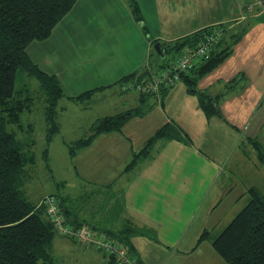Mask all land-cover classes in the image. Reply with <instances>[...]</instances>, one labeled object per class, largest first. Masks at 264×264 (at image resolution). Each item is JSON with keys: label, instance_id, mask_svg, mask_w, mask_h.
<instances>
[{"label": "crops", "instance_id": "1", "mask_svg": "<svg viewBox=\"0 0 264 264\" xmlns=\"http://www.w3.org/2000/svg\"><path fill=\"white\" fill-rule=\"evenodd\" d=\"M136 1L142 22L136 20L129 0H78L52 35L44 41L32 42L27 51L44 71L59 78L67 102H77L72 98L104 87L84 102L90 107L89 104L98 101L107 106L91 122L90 132L97 119L140 105V95L124 94L118 83L130 74L148 68L155 71L163 65L153 61L156 50L153 41L160 45L172 43L221 24H226L229 32L243 33L234 42L231 55L197 85L202 92L221 96L220 114L208 117L200 107L199 96L183 82L185 85L179 88L174 85L167 94L181 95L189 106H194L191 122L172 110L169 102L167 111L163 100L162 118L156 115L145 121L152 109L130 120L122 132L99 135L75 156H80L84 182L91 187H98L91 183L99 181L100 188H109L118 178L124 180L120 214L146 232L133 239L141 263L182 264L193 258L200 245L206 242L212 245L244 207L245 203L233 211L249 188L261 189L255 182H248L227 214L218 213L224 197L236 188L238 180L233 174L228 177V167L231 173L241 174H257L264 167L261 155L264 156V118L256 121L264 106V11L257 6L253 12L243 14L251 0ZM237 77L243 79L240 87L229 89V81ZM191 93L197 97L191 95L188 99ZM134 122L136 127L141 124L137 132L130 125ZM168 122L180 126L191 142L160 143L150 160L127 170L134 153ZM82 134L78 139L86 137L85 129ZM244 135H248L245 146L238 150V142ZM236 151L238 155L232 161ZM87 152L94 157L90 162L83 156ZM108 181L112 182L107 184ZM205 232L209 237L200 241ZM59 240L69 241L62 236ZM70 248L88 256L84 260L89 264H110L96 248ZM192 261L197 262L194 258Z\"/></svg>", "mask_w": 264, "mask_h": 264}, {"label": "trees", "instance_id": "2", "mask_svg": "<svg viewBox=\"0 0 264 264\" xmlns=\"http://www.w3.org/2000/svg\"><path fill=\"white\" fill-rule=\"evenodd\" d=\"M77 1L0 0V264H57L54 255L57 235L78 244L79 247L96 248L110 264H122L114 254L109 255L105 248L88 246L75 237L61 235L47 213L44 203L47 197H52L59 203L65 224L75 230L83 226L92 229L111 246L116 244L124 248L133 263L142 264L133 239L146 232L130 219L122 218V205L119 210L112 209L111 212L106 208V213L100 214V219L105 215L107 218L99 223L92 215H82L78 208L74 211V200L66 193L51 194L40 202H33L25 191L30 168L37 163L38 156L34 149L35 142L31 138L33 123L27 128L23 124V116L26 112L33 111L35 99L42 97L50 123V133L47 134V140L50 141L59 130L55 122L58 103L66 96L59 78L44 71L30 58L28 46L34 41L48 39L56 25L72 10ZM129 3L136 20L142 22L138 2L129 0ZM226 26H211L172 43L160 45L163 56L173 50L179 57L198 47L214 29L221 28L223 35L209 56L197 61L188 71L180 73L179 79L187 85L190 92L199 96L200 107L208 117L220 114L218 99L221 96L202 92L197 85L231 55L234 42L243 34L229 32ZM144 32L148 34L145 25ZM157 43V40L153 41L154 46ZM169 63L161 65L155 71L148 68L123 77L118 83L121 91L126 93L123 86L140 83ZM242 80L237 77L229 81V89L239 88ZM34 81L38 83L37 91L32 87ZM172 86L162 87L159 93L140 92L139 106L97 119L90 128L88 137L72 143L71 155H76L78 151L88 147L101 134L122 132L130 120L144 116L154 108L155 104L149 102L150 99L165 100ZM103 89L104 87L89 90L72 99L86 102L97 90ZM171 140L186 144L191 142L189 135L180 126L168 122L145 142L139 152L134 153L127 170L150 160L158 144ZM48 153L45 148L42 156L46 161ZM261 155L264 159L263 154ZM248 195L250 200L247 204L212 241L214 249L228 264H264V190L252 187L248 189ZM104 207L105 204L102 205ZM208 237L209 233L205 232L200 241Z\"/></svg>", "mask_w": 264, "mask_h": 264}, {"label": "rangeland", "instance_id": "3", "mask_svg": "<svg viewBox=\"0 0 264 264\" xmlns=\"http://www.w3.org/2000/svg\"><path fill=\"white\" fill-rule=\"evenodd\" d=\"M241 13H243V11ZM255 21L256 20H254V22ZM176 57L177 53L173 50H169L166 53V56H163L161 53H159L158 51L156 52L155 50L153 61L157 65L164 64L174 60ZM174 85V87L179 88L185 84L183 83V81L179 80ZM32 87L35 91H37L38 83L36 81L32 82ZM27 92L29 93L28 89ZM131 93H133L134 95L139 94L138 92ZM191 95H193V97H197L196 94L191 93L187 98L191 99ZM194 99L197 100V98ZM164 101L165 105H167V111L169 110V102L172 110L178 111L183 119H185L187 122H191L194 106H189L185 101V98L183 99L182 96L178 94H175L173 97H170V95L167 94ZM161 102V100H156L155 98L152 99L151 103H154L155 107L150 113L151 115L148 114L150 116L146 118L145 121L153 119L156 115H159L162 118ZM80 103L84 102H67L64 99H60L57 106V118L55 120L59 127V130L55 133L53 139H51L50 141L47 140V134L50 133V123L48 122L46 116V105L44 103V99L42 97L36 98L33 111L26 112L24 114L23 124L27 128H30V124L33 123V136H31V138L35 142L34 149L38 156L37 163L30 168L25 191L28 198L33 202H39L43 197L51 194L62 195L66 193L67 195H70L74 200L72 203L73 207L75 208L74 211H77L78 208V212L80 211L82 215H92L94 220H97L100 223L104 218H107V216L105 215L103 216V219H100V214H105L106 208H108V211L110 212L112 211V209H120V190L122 188L124 180H119L118 178V180L114 183V186L109 188H100L102 182L100 183L99 181L91 183L93 185H98V187H91L84 182V175L81 172V158L80 156L75 157L76 155H71L70 148L73 144L70 142L72 141V139H78L79 136H82V131L84 129L85 136L88 137L90 134V132L88 131V127L91 126V122L94 119L98 118V116H100V111H102V108L107 106L106 103L104 105L99 101L97 104L94 102L89 104L92 105L91 107L87 106L88 104H85L86 102L82 106ZM182 108H185L184 112L181 111ZM262 117L264 118V106L262 107L256 121L260 120ZM135 119L133 118V120ZM130 125H134L133 130L134 132H137L141 124L137 125L139 128L135 126V122ZM252 131L253 127L250 132ZM247 137L248 135H244V139H242V141L241 139L239 140L238 150L244 148L245 145L243 146V144L245 143ZM214 138L215 137H213L212 141H215ZM45 148H47L49 152L47 161L44 160L42 156ZM237 155L238 152L236 151L232 161L235 160ZM83 156H85V158L89 162L94 159L93 155H91L89 152L83 154ZM107 170H109V167L107 168ZM232 174L236 178H238L236 188L228 191V196L224 197V201L218 212L220 214H227L226 211H229L230 208L234 205L238 197L244 191V185H246L248 182H255L256 184H258L261 190H264V167L257 174H253L251 172H245L242 174L231 173L230 167H228V177H231ZM110 182L112 181H108L107 184ZM109 199H111L110 202ZM248 200H250L249 195L245 198H242V200H239L238 203H236V205L234 206L233 211L235 209H240L244 205V203L247 204ZM103 204H105L104 208H102ZM62 243L66 244L67 247H64ZM76 246H78V244L71 241L60 242L59 235H57L54 247V255L57 264H89L88 262H86L88 256L82 254L81 252H74L73 250H71L70 247L75 248ZM84 257H86V260H84ZM192 257L197 262L192 261L193 258H189L188 262L182 261V264H228L214 249L213 245L210 246V242H206L205 244L200 245V247ZM93 264L97 263L95 262Z\"/></svg>", "mask_w": 264, "mask_h": 264}, {"label": "built area", "instance_id": "4", "mask_svg": "<svg viewBox=\"0 0 264 264\" xmlns=\"http://www.w3.org/2000/svg\"><path fill=\"white\" fill-rule=\"evenodd\" d=\"M257 6L262 7L264 11V0H251V3L247 5V11H244L243 14L246 12H253ZM222 35L223 31L221 28L214 29L212 33L206 36L204 41L198 47L186 51L176 59L170 61L168 65L158 70V72L154 73L151 77L145 78L142 82L129 83L123 86V90L126 93H159L162 87H170L174 85L179 81L180 73L188 71L197 61L209 56V53L215 48V45ZM44 203L46 205L47 213L50 215L56 229L61 235L75 237L88 246H96L101 249L105 248L109 255L114 254L117 261L122 264H135L127 256L124 248L116 244H112L111 246L104 237H99L92 229L83 226L79 230H75L73 227L65 224L63 216L60 214L59 203L56 199L47 197Z\"/></svg>", "mask_w": 264, "mask_h": 264}, {"label": "water", "instance_id": "5", "mask_svg": "<svg viewBox=\"0 0 264 264\" xmlns=\"http://www.w3.org/2000/svg\"><path fill=\"white\" fill-rule=\"evenodd\" d=\"M155 49H156V51H158L159 53L162 54V51H161V49H160V43H157V44L155 45Z\"/></svg>", "mask_w": 264, "mask_h": 264}]
</instances>
